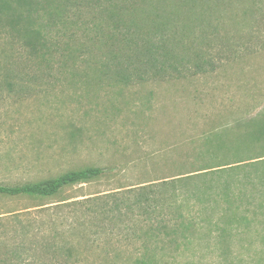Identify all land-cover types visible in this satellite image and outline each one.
<instances>
[{
  "label": "rangeland",
  "instance_id": "1",
  "mask_svg": "<svg viewBox=\"0 0 264 264\" xmlns=\"http://www.w3.org/2000/svg\"><path fill=\"white\" fill-rule=\"evenodd\" d=\"M87 167L0 195V264H264V0H0V185Z\"/></svg>",
  "mask_w": 264,
  "mask_h": 264
},
{
  "label": "trees",
  "instance_id": "2",
  "mask_svg": "<svg viewBox=\"0 0 264 264\" xmlns=\"http://www.w3.org/2000/svg\"><path fill=\"white\" fill-rule=\"evenodd\" d=\"M117 10V9H115ZM114 11H109V14L111 15V23H115L117 26H122V22L118 20L114 14ZM162 25L157 23L153 27V31L158 33H161ZM124 30H126L123 27ZM151 39V38H150ZM150 39L146 41V49L148 50L151 46L152 43H150ZM133 43V44H129ZM163 43V42H162ZM126 44L128 47H131V60H137L140 58V53L136 49L137 43L134 41H126ZM158 47L162 46L160 44H157ZM150 55V54H149ZM156 57V56H152ZM220 128H214L212 133L208 135H202L199 136V139H196L200 142H202V147H207V149H214L216 150L215 155L208 157L205 155L206 152H202L197 158L203 163H216V166H209L207 168H202L199 170H196L194 173H190L186 176L175 178L176 179H184L190 176H196L199 174H207V173H214L217 172L218 170L221 169H226L233 167L234 165L237 164L235 157L236 155L239 154V152L235 150L239 149H248L251 150V133L252 130H247L249 131L247 135L243 137V142L238 143L235 141L238 137L235 136V131L236 128H222L223 130H219ZM195 140V141H196ZM200 145V148H202ZM205 147V149H206ZM225 152V150H227ZM238 159V158H237ZM250 159V158H249ZM253 159V158H252ZM214 169V170H213ZM102 173V169L98 167H87L81 170H74V171H69L65 174H62L50 181L47 182H39V183H26L22 185H0V195H9V196H18V195H25V194H30V195H36V196H52L58 193L62 188L66 187L67 185L70 184H75L78 182H85L88 180H91L97 176H99ZM170 180V181H173ZM168 180H165L163 182H166ZM155 200V198H154Z\"/></svg>",
  "mask_w": 264,
  "mask_h": 264
},
{
  "label": "crops",
  "instance_id": "3",
  "mask_svg": "<svg viewBox=\"0 0 264 264\" xmlns=\"http://www.w3.org/2000/svg\"><path fill=\"white\" fill-rule=\"evenodd\" d=\"M251 121L248 120L245 124H250ZM233 124H228V125H224L223 128H240L241 127V123H236V125ZM232 126V127H231ZM222 128V127H221Z\"/></svg>",
  "mask_w": 264,
  "mask_h": 264
}]
</instances>
